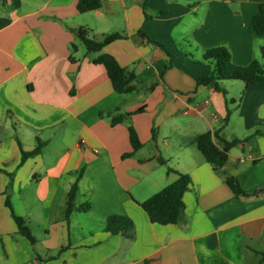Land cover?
<instances>
[{
	"label": "crops",
	"instance_id": "1",
	"mask_svg": "<svg viewBox=\"0 0 264 264\" xmlns=\"http://www.w3.org/2000/svg\"><path fill=\"white\" fill-rule=\"evenodd\" d=\"M78 2L0 0V264H264V81L243 97L241 80L197 84L213 71L207 48L227 46L238 65L260 58L253 17L264 0H148L146 12L144 0H102L86 12ZM80 27L95 39L123 37L88 52ZM141 28L173 53L170 68ZM101 53L134 73L133 91L113 88L95 62ZM207 131H219L220 149L240 140L220 170L195 142ZM39 140L41 153L21 164ZM178 172L191 177L186 225L151 222L141 203ZM7 194L35 244L19 233ZM113 214L133 219L132 237L105 230Z\"/></svg>",
	"mask_w": 264,
	"mask_h": 264
},
{
	"label": "trees",
	"instance_id": "2",
	"mask_svg": "<svg viewBox=\"0 0 264 264\" xmlns=\"http://www.w3.org/2000/svg\"><path fill=\"white\" fill-rule=\"evenodd\" d=\"M101 5L102 0H79L77 8L80 12H86L99 9ZM143 8L146 12L148 9V0H144ZM253 26L258 34H264V2L260 4L258 13L253 17ZM75 32L85 44L88 52H101L105 46L123 37L119 33H114L106 35L102 39H95L89 37L87 29L83 27L77 28ZM140 33L145 34L150 43L159 46L168 53L169 59L167 61L166 69L170 68L173 64V53H171L164 44L152 39L144 30V28L140 29ZM260 55V58H255L246 65H238L233 62L232 53L227 46L217 45L207 48L203 54V60L209 61L214 65L213 71L210 75L197 78V84L219 85L222 80H241L244 83V89L242 93L243 97L246 90L250 86L264 81V45L260 48ZM95 62L105 66L107 74L113 84V88L117 92H131L135 89V86L132 85V82L135 79L134 73H127L112 54L101 53L95 59ZM142 110L143 108H140L135 113L141 112ZM230 112L231 111L229 110L228 114H230ZM123 119V115L113 117L112 124L115 125L116 123L121 122ZM129 137L134 150L142 147L143 144L133 126L129 127ZM219 137V131H207L198 135L195 139L198 149L201 151L206 161L213 165L215 170H220L225 165L228 160L229 150L240 142L239 139L230 141L224 140V146L222 149H220L215 143V138ZM44 146L45 142L39 140L37 146L33 150L25 151L22 149L21 164H23L28 158L35 157L36 155L40 154ZM131 154L132 153H128L124 156H130ZM159 161L161 163H167V161L162 158H160ZM171 171L176 170L172 167H168V172ZM178 173L179 177L177 180L167 185L141 203L142 208L148 214L151 222L161 225H186L187 216L185 213V202L183 200V195L189 188L191 177L187 173ZM81 174L82 170L80 171L77 180L73 183L69 192L68 214L72 210L75 198L77 196V181ZM9 176L10 182L12 183L13 174L10 173ZM226 182L233 189L236 195L247 194V192L241 187L234 176H227ZM6 205L15 219L19 233L27 237L32 244H35L36 239L32 235L25 219L17 215L14 211L10 194H7ZM89 208V204L81 207L82 210H87ZM134 228L135 223L132 218L118 214L110 215L105 226V230L111 234H120L126 237L133 236ZM65 249L66 247L60 248L57 254L50 255L48 259L58 257V255Z\"/></svg>",
	"mask_w": 264,
	"mask_h": 264
},
{
	"label": "built area",
	"instance_id": "3",
	"mask_svg": "<svg viewBox=\"0 0 264 264\" xmlns=\"http://www.w3.org/2000/svg\"><path fill=\"white\" fill-rule=\"evenodd\" d=\"M206 102L208 103V102H209V100H206Z\"/></svg>",
	"mask_w": 264,
	"mask_h": 264
}]
</instances>
